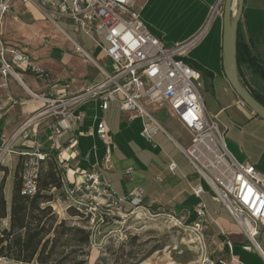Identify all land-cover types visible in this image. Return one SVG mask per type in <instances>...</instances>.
Wrapping results in <instances>:
<instances>
[{
  "label": "crops",
  "instance_id": "0c3cea01",
  "mask_svg": "<svg viewBox=\"0 0 264 264\" xmlns=\"http://www.w3.org/2000/svg\"><path fill=\"white\" fill-rule=\"evenodd\" d=\"M140 2L143 4V22L165 45L185 44L201 35L188 53V62L201 75L206 115L216 119L224 132L226 147L237 162L249 163L264 172V121L243 103L226 76L223 0ZM37 15V19H34L27 11L22 17L7 14L2 39L8 48L16 47L28 53L33 64L45 70L51 79L58 78L69 83L71 92L101 83L105 73L112 72L113 63L105 48L97 58L93 55L94 49L100 46L95 47L94 44L92 47L90 36L81 33L77 34V39H73L38 8ZM62 21L73 27L70 21ZM239 36L250 52V59L239 68V78L252 95L264 102V72L256 71L258 67L264 69V0H244ZM76 43L86 50L88 57L76 51ZM102 56L104 60L110 61L111 69L99 61ZM16 76L21 83L10 78L6 87H1L4 79L0 77V136L5 134L8 139L13 138L11 144L17 150L16 155L9 157L18 162L21 158L19 151L31 152L39 143L42 151L50 157L56 155L58 163L57 153L50 150L49 120H33L24 128L25 132L20 130L42 106L31 97V93H46L51 80H38L23 70H17ZM9 98L18 103L12 104ZM146 109L164 129L155 136L153 144L141 137L144 120L133 114L122 113L116 102L111 103L107 111H102L96 101L82 106L80 111L85 114L83 126L60 141L63 158L69 161L71 170L76 167L81 170L98 167L102 171V180L110 185L116 198L122 200L125 209L132 207L129 202L131 193L141 187L145 192L144 206L171 212L173 219L185 225H193L197 220L196 207L201 200L194 195L193 188L202 185L206 191L202 200L208 207L214 232L232 244L231 236L238 237L240 234L246 239L228 212L225 211L227 218L234 223L230 228L231 233L219 223L218 213H211L206 200L211 189L183 154V149L191 143L190 133L167 108L149 105ZM101 121L105 122L112 138L109 148L97 135ZM71 138L77 139V145L69 148L68 141ZM172 163L177 166L175 171L169 169ZM129 170L131 174H127ZM73 179L75 177L71 174ZM13 183L14 179L8 192L5 188L9 203ZM57 202L53 203V207L63 218L57 210ZM221 208L224 209L223 205ZM263 236L264 231L261 239ZM235 250L233 245V253ZM226 253L229 254L228 248ZM232 257L234 264L235 256Z\"/></svg>",
  "mask_w": 264,
  "mask_h": 264
},
{
  "label": "built area",
  "instance_id": "2783aa9c",
  "mask_svg": "<svg viewBox=\"0 0 264 264\" xmlns=\"http://www.w3.org/2000/svg\"><path fill=\"white\" fill-rule=\"evenodd\" d=\"M22 2L33 3L55 25L62 20L70 21L77 34L92 37L97 46L103 39L107 43L105 52L113 63L112 72L105 73L104 81L71 92L69 83L51 79L45 70L33 64L28 53L5 45L3 26L13 8V0H0V77L4 79L1 87H6L10 78L21 83L16 76L17 70H23L38 80H51L46 93H31V97L42 106L20 130L25 132L24 128L33 120H49L50 150L58 155L67 194L72 196L86 191L117 207L120 212L123 210L122 200L117 199L110 185L102 180V171L98 167L71 170L69 161L63 158L60 141L83 126L85 114L80 111L82 106L96 101L102 111H107L110 104L116 102L122 113L144 120L141 137L149 144H153L155 136L164 129L146 106L167 108L191 135L189 147L183 149L184 156L244 232L248 244L243 250L256 253L264 262V250L260 245L264 231V173L249 163L237 162L226 147L224 132L216 119L206 115L201 75L188 62V53L201 35L185 44L165 45L143 22L140 0H73L70 5L66 0L60 3L54 0ZM75 46L79 54L88 57L81 45L76 43ZM9 101L18 103L13 98ZM97 135L108 148L112 145L104 121L99 123ZM12 140L5 134L0 136V166L7 157L17 153ZM76 145V138L68 141L69 148ZM19 155L23 158L22 194L33 196L37 192L42 162L50 156L42 151L39 143L31 152L19 151ZM169 169L175 171L177 166L172 163ZM131 172L129 170L127 174ZM71 174L75 179L71 180ZM193 193L201 200L196 207L194 228L208 230L211 221L208 207L202 200L206 191L198 185L193 188ZM144 200L145 192L141 187L129 197L134 209H145ZM222 245L220 251L227 246L231 260L220 259L217 264H233V244L224 241Z\"/></svg>",
  "mask_w": 264,
  "mask_h": 264
},
{
  "label": "rangeland",
  "instance_id": "374dc122",
  "mask_svg": "<svg viewBox=\"0 0 264 264\" xmlns=\"http://www.w3.org/2000/svg\"><path fill=\"white\" fill-rule=\"evenodd\" d=\"M54 1L60 2V0ZM67 1L69 4L73 3V0ZM26 11L29 16L37 19V8L31 3L22 4V0H13V8L8 14L22 17ZM43 15L45 16L44 13ZM58 24L71 38L77 39L74 26L63 21ZM94 44L92 42V47ZM106 47L107 44L101 41L100 48H95L93 55L97 58ZM99 61L108 69L112 68L110 61L104 60V56L100 57ZM10 90L13 88L10 87ZM14 155L16 153L11 156ZM12 157L6 158L0 166V185L5 169L7 170L5 184L7 192L17 165L22 159L19 158L17 162ZM46 161H49V158ZM55 195L59 198L56 203L57 210L61 212L63 218L69 219L73 224L85 225L92 233L88 264H217L220 259L231 260L226 253L227 246L223 252L220 251L224 240L214 232V226L208 230H197L194 224L185 225L173 219L171 212L150 209L146 206L145 209L123 208L120 212L117 207L104 199H96L86 191L72 196L67 193L60 196L56 191ZM206 200L210 205L211 213L217 212L219 223L231 233L230 228L234 223L227 218L226 209L221 208V202L212 191ZM69 207H74L83 217L69 218L67 214ZM235 225L238 226L236 222ZM231 240L236 249L232 253L235 256L234 264H264L256 253L243 250V246L248 244L247 239L239 234L238 237L231 236ZM260 245L264 250V236L260 240ZM0 264L8 263L0 259Z\"/></svg>",
  "mask_w": 264,
  "mask_h": 264
},
{
  "label": "trees",
  "instance_id": "16d2710c",
  "mask_svg": "<svg viewBox=\"0 0 264 264\" xmlns=\"http://www.w3.org/2000/svg\"><path fill=\"white\" fill-rule=\"evenodd\" d=\"M237 48L239 69L250 59L239 33ZM256 71L264 69L258 67ZM22 171L23 159L14 174L10 203L5 193L6 169L0 185V259L15 264H88L92 233L85 225L61 218L53 207L59 200L55 192L60 196L67 193L56 155L42 162L33 196L22 194ZM67 214L69 218L83 217L74 207L67 208Z\"/></svg>",
  "mask_w": 264,
  "mask_h": 264
},
{
  "label": "water",
  "instance_id": "95a60500",
  "mask_svg": "<svg viewBox=\"0 0 264 264\" xmlns=\"http://www.w3.org/2000/svg\"><path fill=\"white\" fill-rule=\"evenodd\" d=\"M234 1L223 0V50L226 76L243 103L264 121V106L256 100L239 78L237 44L244 0H236V11L233 9ZM65 188L68 190L67 186Z\"/></svg>",
  "mask_w": 264,
  "mask_h": 264
},
{
  "label": "bare ground",
  "instance_id": "6f19581e",
  "mask_svg": "<svg viewBox=\"0 0 264 264\" xmlns=\"http://www.w3.org/2000/svg\"><path fill=\"white\" fill-rule=\"evenodd\" d=\"M236 5H237V4H236V0H235V1H234V8H233L234 11H236V7H237ZM7 263H8V264H15L14 262H7Z\"/></svg>",
  "mask_w": 264,
  "mask_h": 264
}]
</instances>
